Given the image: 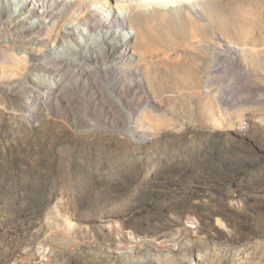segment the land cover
Listing matches in <instances>:
<instances>
[{
    "label": "rangeland",
    "instance_id": "rangeland-1",
    "mask_svg": "<svg viewBox=\"0 0 264 264\" xmlns=\"http://www.w3.org/2000/svg\"><path fill=\"white\" fill-rule=\"evenodd\" d=\"M51 1L64 18L80 9ZM162 10L152 56L169 64L177 52L196 72L171 84L157 69V90L121 85L130 77L99 57L106 73L97 62L91 74L60 72V93L36 106L29 89L42 93L53 72L32 66L66 60L48 47L70 17L42 45L32 39H45L44 28L0 39V65L19 62L0 75V264H195L197 254L223 264L226 251L229 264H245L255 243L253 257L264 258V0H178ZM227 44L239 50L234 63ZM82 48L68 55L73 66ZM147 97L157 99L154 119H139Z\"/></svg>",
    "mask_w": 264,
    "mask_h": 264
},
{
    "label": "bare ground",
    "instance_id": "bare-ground-1",
    "mask_svg": "<svg viewBox=\"0 0 264 264\" xmlns=\"http://www.w3.org/2000/svg\"><path fill=\"white\" fill-rule=\"evenodd\" d=\"M12 1L13 0H0V22L1 23L3 22V25H1L3 27L2 28L0 27V39L6 41V43H8L7 41H14L13 38H16L18 41H21L22 38H25L26 36L31 35L32 33L35 32L38 33L44 28L43 30L45 31L44 33L46 35L45 39L44 38L41 40L38 38L32 39L35 45L36 44L42 45L46 42V40L49 39V37L52 34H54L55 30H60V29L62 30V28L64 27V24L63 26L60 24L61 27L58 26V28L59 27L60 28L57 29L56 22L61 23V21L67 18L68 15L65 16L64 18L60 14H57L56 9L58 7L56 8L53 5L56 8L53 9L50 6L52 4L47 3L51 0L49 1L48 0H14L13 4ZM56 1H62L59 4L60 8L68 9V10H74L76 8H80V9L77 12L74 10L73 15L71 17L68 16L70 17L68 21L69 23H67L64 28L63 31L64 34L62 36V39H59L58 42L57 40L58 35L54 34L53 44L48 47L49 50L53 51L52 54L53 56H59L60 58L62 57L65 58L66 60H64L63 63L57 65L53 63H47V64H38L32 66V68L35 70H39V71L45 70L46 72L49 70L53 72L52 78L49 82H45L43 84L41 83L43 85V89H41L42 93H39L37 87H35L34 89H29L30 94L36 96V101H34L36 102V106L40 104L41 105L45 104L46 101L49 100L50 96H52V98L55 96L56 98V95L60 93L61 85H62L61 83L62 74H60V72L65 73L67 71L75 69L91 74V72L97 70L98 68L96 62L98 59H100L99 57L108 61L110 60L109 66L112 67L111 69L114 68L116 70L118 76H122V74L123 75L126 74V76L128 75L130 77L128 81H122L120 83L121 85L126 86L128 88L130 86H135L136 88H141L147 91L157 90L162 86H164L165 84L163 80L161 81V79H157L155 78V76H153V74H155L157 69L168 71L171 74L172 76L170 80L171 84L176 82L177 77L182 73L186 74V73L196 72L195 66L192 63L187 65V67H182L178 63L177 52L174 53V56L170 57L169 64H166V62H162V61L161 63L160 61L158 62L157 61L158 58L152 56L153 54H151L154 47L149 42L148 37L154 31L153 29L154 23L158 22V24H163L167 22L166 20L168 19L167 17L168 13L164 12V10L162 9L165 8V4L168 1H178V0H56ZM48 4L50 5L47 6ZM17 11L20 12L19 14L20 18L18 20H11V15L16 13ZM58 13L60 12L58 11ZM185 17L186 20L190 22L189 23L190 26H194L195 22L193 21L192 15L186 13ZM202 27L203 29H206L204 28V26ZM59 33L60 32L58 31V34ZM166 37L167 38L162 41L165 49L169 51H173L176 48H178L175 41L171 39L168 32H166ZM56 40L58 43L55 44ZM82 43L83 45L80 46ZM80 47L85 48L87 52L84 53L85 55L81 54L82 56L81 57L79 56L80 59H82L81 60L82 62L81 61L80 63L76 62V65L73 66L74 63L73 59L67 57H70L68 55L76 54L77 51L76 49ZM224 47L227 51L233 54V56L231 55L232 57H230L231 60L230 63H234V61L239 57V50L234 48L235 46L233 47L232 44L231 45L227 44ZM83 48L82 50H84ZM78 52L79 51H77V54ZM81 52L83 53L84 51ZM208 52L209 51L207 49L204 50L203 53L207 55ZM42 53L44 52H41V54ZM38 54L35 56L38 57ZM103 59H101L100 61H102ZM244 60L246 63L254 64L256 59L252 53H245ZM18 63L19 62H15L13 65H5V64L0 65V75L3 77L12 76L14 72L19 69L18 67L15 66L18 65ZM97 64H99L98 66H100V64L102 63L97 62ZM14 66L16 68H14ZM104 66L103 65L100 66V69L102 71L105 70L106 73V69H108V67H106L107 65L105 67ZM221 66L220 64L213 62L212 68L214 67L220 68ZM213 71H209V72H212L214 74L215 71L214 72ZM69 82L68 85L66 83L65 85L69 86V84L71 83ZM208 82L211 85L209 80ZM25 90L26 88L24 89V91ZM156 102L157 99L155 97H147L144 102L145 108L141 111L139 115V119H154L152 117L153 112L151 110L152 109L151 107L154 104H156ZM207 102H209V100H207ZM262 118L263 117L257 119V121L261 122L263 120ZM257 247H258V243H255L252 246L251 250L249 249V251L245 253L244 256L245 264H250V263L264 264V258L260 259L259 256L257 255L256 257L255 256L253 257L254 253L257 251ZM176 251L177 250L174 249L170 251L173 258L178 256L177 255L178 252ZM202 253L204 254V252ZM205 255H206V251H205ZM202 257H204L202 254H197L195 257V264H206L202 262ZM226 258H227V251L224 253L223 258L221 260L223 264H229V260H227ZM254 260H258V262L253 263Z\"/></svg>",
    "mask_w": 264,
    "mask_h": 264
}]
</instances>
